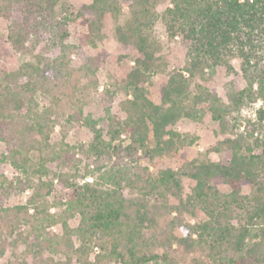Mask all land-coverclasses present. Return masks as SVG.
<instances>
[{"label":"trees","instance_id":"16d2710c","mask_svg":"<svg viewBox=\"0 0 264 264\" xmlns=\"http://www.w3.org/2000/svg\"><path fill=\"white\" fill-rule=\"evenodd\" d=\"M71 14L64 0H0L8 21L0 31V264H264V109L241 114L253 84L264 97V0H90L76 12L77 42ZM108 18L116 57L101 46ZM158 19L187 52L183 68L156 85L155 101L147 86L169 64L153 35ZM20 55L27 59L16 64ZM231 57L242 60L248 86H230L224 100L211 82ZM113 58L133 64L119 77ZM101 68L109 83L99 90ZM119 93L131 95L120 115L111 110ZM93 96L103 119L85 113ZM184 118L215 125L217 138L192 157L196 136L177 129ZM82 127L89 140H65ZM78 153L87 174L111 162L117 186L74 183ZM164 155L179 165L157 166ZM27 190L25 202L6 203Z\"/></svg>","mask_w":264,"mask_h":264},{"label":"rangeland","instance_id":"374dc122","mask_svg":"<svg viewBox=\"0 0 264 264\" xmlns=\"http://www.w3.org/2000/svg\"><path fill=\"white\" fill-rule=\"evenodd\" d=\"M90 0H64L66 6L68 7L69 11L72 13V19L73 21L70 24V41L77 42L79 35L84 31V26L81 23V18L76 16V12L81 7L83 3L89 2ZM166 6H171V3L165 2L163 4H159L157 6V10L159 12L163 11ZM122 15L120 16V22H122L126 16L127 12V6L123 3V10ZM8 21L0 17V31L6 30V25ZM104 42L101 44L102 47H104L113 57H116L119 53L122 52L119 42L116 40L114 35V24L112 21L108 18L106 20L104 29ZM153 35L158 39V41L161 44L162 47V53L167 56L168 59V67L166 72H158L152 75L151 82L152 84H148V90L150 91V96L155 101H158V92L156 85L161 81V79L165 76V74L171 70L174 69H182L185 62H186V47L182 44V41L179 36H175L174 38H170L167 35L166 28L161 21V19H158L154 25H153ZM58 49H53L50 53V57H54L58 54ZM77 55H72L73 61L77 60ZM27 57L20 55L16 58V64H19L20 62L26 60ZM228 64H217L214 67L215 73L213 76V80L211 82V85L216 89L218 95L226 100L227 96V90L230 86H234L238 89H243L248 86V80L247 76L242 70V60L239 57H231L227 58ZM127 64H133V60L125 61L123 63H118L115 58L112 59V63L110 65L111 72L117 74V76H122L125 73V68ZM184 74L187 76L188 72L184 71ZM99 90L103 89V86L107 85L109 83V78L106 73V71L101 68L99 71ZM258 85L255 83L253 84V93L255 95V98L250 100H246L244 103L241 114L244 119H253L256 115V111L260 108L264 109V97L256 94L258 91ZM128 98H131V95L127 96ZM124 94L119 93L116 94L112 100V112L115 114L120 115L121 108L120 104L121 102L127 98ZM38 99L42 105L46 104L48 102L47 98L39 94ZM85 113L92 114L94 118L96 119H103L104 118V108L102 105H100L96 99L95 96L91 97L88 101L86 107H85ZM245 121V120H244ZM244 127V124L241 128ZM215 125L212 120H207L205 122H197L190 120L188 118H184L178 125L177 129L180 132L183 133H193L196 136V140L193 143L192 148L194 149L192 155H196L197 151H202L203 147L211 142H213L217 136L214 132ZM59 125H56L54 129V137H59ZM92 133L89 129L82 127L79 130L71 129L67 136L66 141L71 144H76L78 142L87 141L91 138ZM122 139L125 143L128 141L126 140V136L123 134ZM141 154V151L139 152ZM213 156L217 159V155L213 154ZM76 157H79L81 161V165L79 168V171L76 176L72 178V181L76 183L77 185H82L85 182H90L92 184H97L103 187H113L117 186L119 179V174L117 176L113 177L112 173L115 174L116 167L113 169L111 168V162H106V165L98 170L94 171L93 173L87 174L84 170V165L86 164V159L80 154H76ZM156 160L157 166L161 168L166 167H177L179 165L178 158L175 156H169L164 155L161 156ZM140 163L145 166H149L150 169H153L155 167V163L153 162V159L149 156H143L140 160ZM123 169V168H122ZM1 172H3L5 175H7L9 178L13 177L15 175V171L12 169L11 165L8 163H3L1 165ZM55 183H57V180H55ZM191 182L186 181V184L189 185ZM59 190V186H56V191ZM29 190L21 192V193H14L11 194L8 199L6 200V203L9 205H14L18 203H23L26 201L27 196L29 195ZM54 209L52 208L51 211ZM77 219H73L71 221L72 224H75ZM193 221V220H192ZM55 231H60V225H56L52 227ZM264 228V226L262 227ZM29 264H34L29 259Z\"/></svg>","mask_w":264,"mask_h":264}]
</instances>
